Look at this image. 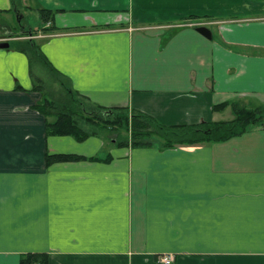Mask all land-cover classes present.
<instances>
[{
	"label": "crops",
	"instance_id": "0c3cea01",
	"mask_svg": "<svg viewBox=\"0 0 264 264\" xmlns=\"http://www.w3.org/2000/svg\"><path fill=\"white\" fill-rule=\"evenodd\" d=\"M42 9L55 16L39 30L18 19L6 33L27 34L0 36V264H264V127L163 150L50 135L28 50L90 106L227 121L264 105V0H0V20Z\"/></svg>",
	"mask_w": 264,
	"mask_h": 264
},
{
	"label": "trees",
	"instance_id": "16d2710c",
	"mask_svg": "<svg viewBox=\"0 0 264 264\" xmlns=\"http://www.w3.org/2000/svg\"><path fill=\"white\" fill-rule=\"evenodd\" d=\"M40 15L42 22L47 24L54 19L55 12L42 9ZM189 20H196V18H189ZM28 50L31 54L33 69L38 64L43 65L46 73L53 75L61 89V94L58 97L55 94L48 93L45 87V78L41 75L37 77L31 71L35 80V89L45 94L44 103L39 105L38 109L49 119L47 130L50 135L72 136L77 141L83 142L91 136L101 135L105 131L116 129L117 133L120 131L131 133L130 138L119 135L115 139L117 143L130 144L135 148L155 146L163 150L180 146L225 142L244 134L250 129L264 127V105L249 108L234 103L232 105L234 118L231 120L174 126L163 125L151 116L141 112L129 113L125 109L90 106L84 98L71 89L66 82V78L51 65L35 43L31 41ZM228 104L219 107H226ZM82 122L91 123L94 128H83L81 126ZM82 159L84 158L81 156L69 154L47 155L49 164ZM20 264H49V257L46 253H28L22 257Z\"/></svg>",
	"mask_w": 264,
	"mask_h": 264
},
{
	"label": "rangeland",
	"instance_id": "374dc122",
	"mask_svg": "<svg viewBox=\"0 0 264 264\" xmlns=\"http://www.w3.org/2000/svg\"><path fill=\"white\" fill-rule=\"evenodd\" d=\"M3 18L6 19L7 22H5L4 20H0V36H20L23 34H27L25 32H14V33H6L5 30H7L8 27L12 26V27H19L18 24V19L21 20L23 23L25 24L27 23L28 25H31V29L34 31H37L41 28V24H42V20H41V15H39L38 12H36L35 10H31L30 13L27 14L26 19H22L21 16H17V15H12V16H4ZM2 18V19H3ZM1 19V17H0ZM36 71L40 74L41 76H43L45 78V82H46V89L48 91V93L50 94H55L56 97H58L61 93V89L60 86L57 84V82L55 81V78L53 77V75L46 73L45 68H43V65L41 66V64H38V66H35ZM45 95V94H44ZM234 118V114L232 112H229L228 114H226V120H231ZM81 126L83 128L89 129V128H94L92 125H87L86 123H81ZM99 130V129H98ZM118 131L115 129L113 131H105L104 134L109 138L108 140H115L118 138L119 135H122L124 137L128 136L130 138V132L127 133L125 131H120L119 133H117Z\"/></svg>",
	"mask_w": 264,
	"mask_h": 264
},
{
	"label": "built area",
	"instance_id": "2783aa9c",
	"mask_svg": "<svg viewBox=\"0 0 264 264\" xmlns=\"http://www.w3.org/2000/svg\"><path fill=\"white\" fill-rule=\"evenodd\" d=\"M187 26H196V27H201V26H206L205 23H195L194 21L188 22L186 24ZM158 262L162 264H174L175 262V257L173 254H164L160 255L158 257Z\"/></svg>",
	"mask_w": 264,
	"mask_h": 264
},
{
	"label": "water",
	"instance_id": "95a60500",
	"mask_svg": "<svg viewBox=\"0 0 264 264\" xmlns=\"http://www.w3.org/2000/svg\"><path fill=\"white\" fill-rule=\"evenodd\" d=\"M197 31L204 35L207 38H212V32L211 30L206 27V26H201L197 28ZM10 48V43L8 42H0V49H9Z\"/></svg>",
	"mask_w": 264,
	"mask_h": 264
}]
</instances>
